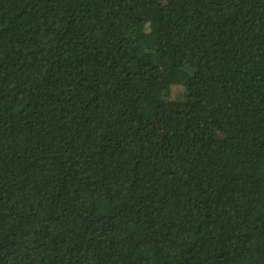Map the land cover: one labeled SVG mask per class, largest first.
<instances>
[{"label":"trees","instance_id":"1","mask_svg":"<svg viewBox=\"0 0 264 264\" xmlns=\"http://www.w3.org/2000/svg\"><path fill=\"white\" fill-rule=\"evenodd\" d=\"M0 264H264V0H0Z\"/></svg>","mask_w":264,"mask_h":264}]
</instances>
